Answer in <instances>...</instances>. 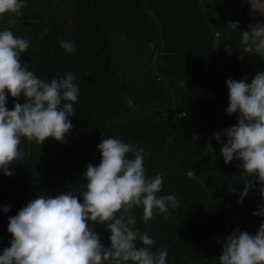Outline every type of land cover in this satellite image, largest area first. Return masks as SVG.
<instances>
[{"label":"trees","instance_id":"16d2710c","mask_svg":"<svg viewBox=\"0 0 264 264\" xmlns=\"http://www.w3.org/2000/svg\"><path fill=\"white\" fill-rule=\"evenodd\" d=\"M247 10L241 0H27L15 26L8 23L14 14L0 17V31L30 42L22 65L48 82L70 71L79 87L66 143L22 137L25 158L8 166L13 175L0 171V254L10 247L9 218L31 200L73 192L83 202L87 166L99 165L97 145L109 137L142 148L146 176L163 173L157 195L181 202L167 218L157 214L147 223L142 208L133 209L134 228L154 240L152 250L167 248L166 264H219L233 230L255 235L264 223L253 215L264 208L260 185L242 202L239 194L257 178L243 174L239 161L226 165L215 139L214 152L207 150L210 138L238 123V113L225 111L226 81H238L240 51H255L241 43ZM61 40L76 50L66 53ZM122 43L131 49L129 59L145 51L153 63L121 67L113 55ZM258 72L264 71H250ZM129 97L136 107H128ZM16 102L9 94L7 109ZM88 225L110 247L106 227Z\"/></svg>","mask_w":264,"mask_h":264},{"label":"clouds","instance_id":"9594fccd","mask_svg":"<svg viewBox=\"0 0 264 264\" xmlns=\"http://www.w3.org/2000/svg\"><path fill=\"white\" fill-rule=\"evenodd\" d=\"M25 7L27 0H0V17L14 14L8 23L15 26ZM59 43L66 53L76 50L72 41ZM241 43H251L257 53L264 52V24L245 31ZM29 48L30 42L11 30L0 31V171L6 176L13 175L10 164L25 158L20 149L22 137L38 144L49 138L66 143L65 135L72 128L69 117L75 115L73 105L79 95L74 73L48 82L22 65L20 55ZM226 84L229 106L225 111L229 116L239 113L238 123L210 138L207 150L214 152L212 139L221 143L225 164L239 161L243 174L257 178L264 198V72H258L251 83L229 78ZM9 94L17 101L13 110L6 107ZM21 95L23 103L18 102ZM126 102L129 108L136 107L130 97ZM97 150L101 160L97 166H87L83 202L73 192L31 200L9 218L7 230L12 239L0 254V264H166L167 248L152 250L154 240L134 228L133 209L142 208L147 223L157 214L167 218L169 209L179 208L181 202L172 194L157 195L163 173L146 176L142 148L109 137L102 139ZM255 187L245 182L240 202ZM9 210L10 206L3 208L5 213ZM253 215L264 217V208ZM89 221L106 227L110 247L101 244ZM218 260L219 264H264V223L255 235L233 230L224 238Z\"/></svg>","mask_w":264,"mask_h":264},{"label":"rangeland","instance_id":"374dc122","mask_svg":"<svg viewBox=\"0 0 264 264\" xmlns=\"http://www.w3.org/2000/svg\"><path fill=\"white\" fill-rule=\"evenodd\" d=\"M247 3H248V9H249V2ZM247 14H248V10H247ZM261 17H264V8H263V5L257 0L256 2H253V5L250 10L251 22L248 26V29L250 30L252 27H254L258 23L264 24V19ZM122 44L123 45H119V47L116 48L115 50L116 53H114L113 55L115 58L118 59V64L121 67H128V66L132 67L133 64L136 63V61L141 64L142 63H148V64L153 63L154 59L150 60L149 56L145 54V51H142L141 54L135 55L132 58L130 57V59L132 60L130 61L127 53L131 49L128 47L126 43H122ZM251 70L256 71V72L264 71V52L257 53L256 51L250 50L249 48H243L240 51V56H239L238 81L241 79H246L247 83H251V80L254 78V76L250 73ZM257 186H258V182L256 181V187Z\"/></svg>","mask_w":264,"mask_h":264},{"label":"crops","instance_id":"0c3cea01","mask_svg":"<svg viewBox=\"0 0 264 264\" xmlns=\"http://www.w3.org/2000/svg\"><path fill=\"white\" fill-rule=\"evenodd\" d=\"M249 2V9H248V17H249V24L251 22V18H250V10H251V7L253 5V2H256L257 0H241L242 3L244 2ZM262 5H263V8H264V0H258ZM264 19V17H261ZM259 19V18H258ZM260 20V19H259ZM249 26V25H248ZM249 30V29H248Z\"/></svg>","mask_w":264,"mask_h":264}]
</instances>
